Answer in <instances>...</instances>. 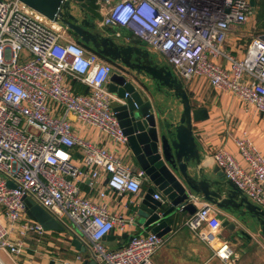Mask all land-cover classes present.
<instances>
[{"label":"built area","instance_id":"obj_1","mask_svg":"<svg viewBox=\"0 0 264 264\" xmlns=\"http://www.w3.org/2000/svg\"><path fill=\"white\" fill-rule=\"evenodd\" d=\"M97 3L101 30H132L151 52L165 56L185 88L204 81L264 115V34L254 33L249 0ZM230 38L250 39L242 57ZM115 72L122 69L80 45L60 23L19 0H0L1 251L17 258L26 239L40 242L49 233L27 217L26 197L54 218L69 220L100 257L98 264H154L164 240L151 231L130 235L116 250L102 243L125 225L110 208L111 194L137 195L143 181V171L132 172L125 161L130 152L113 110L123 100L107 89ZM73 81L88 92L75 93ZM235 144L241 160L220 147L213 152L215 164L237 190L264 207V157L245 136ZM82 185L93 196H84ZM153 198L161 200L158 193ZM199 200L183 226L213 248L202 233L213 206ZM213 256L235 264L226 242L213 248Z\"/></svg>","mask_w":264,"mask_h":264},{"label":"water","instance_id":"obj_2","mask_svg":"<svg viewBox=\"0 0 264 264\" xmlns=\"http://www.w3.org/2000/svg\"><path fill=\"white\" fill-rule=\"evenodd\" d=\"M19 1L48 21L60 23L79 43L122 69L110 76L107 89L123 100L113 110L127 140V164L132 172L143 171V181L149 183L136 206L137 218L144 227L163 237L171 231L167 220L178 210L194 214L195 201L200 199L226 211L242 226L257 228L264 236V209L221 174L212 179L197 168L201 155L193 127L207 120L208 112L192 102L183 82L166 63L140 40L121 43L101 30L97 25L102 20L97 0ZM249 4L254 7V0ZM157 193L161 200L153 198ZM23 201L27 217L44 230L70 234L71 247L84 254L83 264L100 262L77 232L32 199L25 197ZM162 201L169 203L167 209ZM230 227L234 229L235 224Z\"/></svg>","mask_w":264,"mask_h":264},{"label":"crops","instance_id":"obj_3","mask_svg":"<svg viewBox=\"0 0 264 264\" xmlns=\"http://www.w3.org/2000/svg\"><path fill=\"white\" fill-rule=\"evenodd\" d=\"M104 31L116 37L121 43H132L139 40L124 28H109ZM116 33L120 35L117 36ZM230 41H232L233 47L231 48H234L235 54L242 57L250 40L239 39L237 41L230 38ZM152 54L158 59L162 58L165 63V56L160 51L152 52ZM186 88L191 93L192 102L198 108H204L208 112V119L196 123L193 127V134L201 155L198 169H202L212 179H218L217 175H222V172L215 164L213 152L217 148L224 147L240 161L241 157L237 151L235 140L244 136L264 157V115L252 106H245L231 94L214 91L204 81H195ZM93 138L90 136V139L93 140ZM127 159L128 156L125 161ZM223 179L226 181L224 176ZM148 186L149 183L144 180L137 195L117 198L111 194L110 208L123 218L125 225L122 229L117 225L102 241L108 250L118 249L132 234L151 231L138 220L136 212L137 202ZM81 189L84 196H93L86 186L82 185ZM226 189L228 188L223 190ZM250 201L255 204L252 200ZM162 206L167 209L169 203L162 201ZM212 206L213 210L203 226L202 233L213 243V248L215 249L221 243L226 242L233 250L235 264H264V236L259 234L258 229L244 227L226 211L215 205ZM196 207L198 209L199 204H196ZM262 208L264 209L263 206ZM189 216L187 211L178 210L173 217L167 220L171 231L162 237L164 244L153 257L154 264H222L218 258L213 256V248L193 236L183 226ZM233 224H235L234 229L230 227ZM77 255L82 256L81 262L75 261ZM0 260L4 264H50L51 262L52 264H63L65 261L70 264H83L85 257L84 254L71 247L70 235L66 239H54L47 234L40 242L31 238L26 239L25 246L17 258L0 250ZM88 261L92 262L90 258Z\"/></svg>","mask_w":264,"mask_h":264},{"label":"trees","instance_id":"obj_4","mask_svg":"<svg viewBox=\"0 0 264 264\" xmlns=\"http://www.w3.org/2000/svg\"><path fill=\"white\" fill-rule=\"evenodd\" d=\"M254 24H255L254 33L264 34V0H254ZM130 32H131V34H133L132 30ZM79 44L82 45L83 47L87 48V49H90V48H88V46L83 45L82 43H79ZM110 63L112 65L116 66V64L114 62H110ZM72 89L75 93H87L88 92L86 87H84L83 85H81L80 83L75 82V81L72 82ZM187 93H188L189 97L191 98V93L188 90H187Z\"/></svg>","mask_w":264,"mask_h":264},{"label":"rangeland","instance_id":"obj_5","mask_svg":"<svg viewBox=\"0 0 264 264\" xmlns=\"http://www.w3.org/2000/svg\"><path fill=\"white\" fill-rule=\"evenodd\" d=\"M247 40H250V39H247ZM161 61H163L162 58H159ZM64 223L69 227L71 228L72 230H74L75 232H78L76 228L72 227V224L70 223L69 220H66L64 221ZM69 233L67 231H64V232H53V231H49L48 233V236L54 238V239H66L69 237Z\"/></svg>","mask_w":264,"mask_h":264}]
</instances>
